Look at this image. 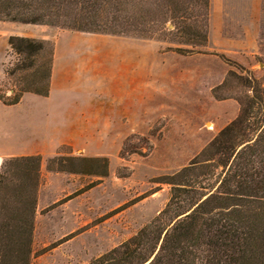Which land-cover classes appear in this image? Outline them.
Here are the masks:
<instances>
[{
  "label": "rangeland",
  "instance_id": "rangeland-1",
  "mask_svg": "<svg viewBox=\"0 0 264 264\" xmlns=\"http://www.w3.org/2000/svg\"><path fill=\"white\" fill-rule=\"evenodd\" d=\"M150 17H155V11ZM0 25L1 35L17 32L50 43L53 58L56 43L67 36L77 37L72 38L76 44L86 41L96 46L87 49L89 63L93 56L105 67L110 63L114 67L115 62L120 68L117 62H125L127 56L143 57L144 94L136 104L138 118L129 112L131 108L122 100L125 97L113 83L112 101H106L111 108L108 120L101 113L95 126L71 129V136L64 137L65 143L52 156L41 157L30 264H89L134 236L166 206L170 187L161 183L163 179L187 166L236 117V103L214 100L211 90L230 71L241 74L240 69L248 70L255 78L264 73V0H209L208 39L203 47L175 43L180 39L174 32L158 33L157 40H147L1 20ZM167 27L172 30L170 24ZM170 49L192 52L180 55ZM17 59L5 45L0 96L6 99L19 90L22 74L5 75ZM117 68L111 70L113 80L124 83L136 74L126 72V64ZM167 68L176 75L169 95L164 90L167 77L163 71ZM93 74L103 77L104 71L96 67ZM235 85L217 95L236 94L239 88ZM127 138L134 153L124 148L121 158ZM58 153L105 157L108 176L98 179L49 172L47 160ZM91 183L94 187L84 190Z\"/></svg>",
  "mask_w": 264,
  "mask_h": 264
},
{
  "label": "trees",
  "instance_id": "trees-1",
  "mask_svg": "<svg viewBox=\"0 0 264 264\" xmlns=\"http://www.w3.org/2000/svg\"><path fill=\"white\" fill-rule=\"evenodd\" d=\"M208 12L209 0H0L1 21L147 40L174 32L180 39L175 43L191 47L207 43ZM7 44L18 59L5 75H22L18 93L12 91L11 99L0 96V102L13 106L24 94L47 97L50 43L11 36ZM240 70L228 72L211 90L214 100L237 104L236 117L187 166L163 179L170 187L164 209L89 264H264V73L255 78ZM233 83L239 88L236 94L217 95ZM129 138L121 158L124 148L134 153ZM41 161L37 155L6 159L1 165L0 264L31 263ZM46 167L52 173L98 179L109 172L105 157L60 153ZM92 187L94 183L84 190Z\"/></svg>",
  "mask_w": 264,
  "mask_h": 264
},
{
  "label": "crops",
  "instance_id": "crops-1",
  "mask_svg": "<svg viewBox=\"0 0 264 264\" xmlns=\"http://www.w3.org/2000/svg\"><path fill=\"white\" fill-rule=\"evenodd\" d=\"M11 36L30 38L29 35L17 32L1 35L0 25V80L1 55ZM72 38L77 37L67 36L61 44L57 42L55 45L47 97L24 94L16 105L5 106L0 102V168L3 161L10 158L52 156L65 143L64 137L71 136V129L95 126L96 117L101 113L106 121L111 113L106 101H112L110 96L113 83L119 94L125 97L122 100L131 108L129 112L138 118L136 104L143 100L144 94L143 57L127 56L125 62H117L120 68H117L115 62L114 67L112 63L105 67L103 62L96 61L98 57L93 56L89 63L87 49L94 50L96 46L86 41L76 44ZM155 53L158 54L156 50ZM122 64H126V72L136 73L124 83L119 79L113 80L111 76L112 68L120 70ZM96 67L103 69V77L93 74ZM163 73L167 77L164 90L169 95V90L175 86L176 75L169 68ZM170 75L174 79V82L171 79L173 83H170ZM155 76L158 78V71ZM64 129H67V136Z\"/></svg>",
  "mask_w": 264,
  "mask_h": 264
}]
</instances>
